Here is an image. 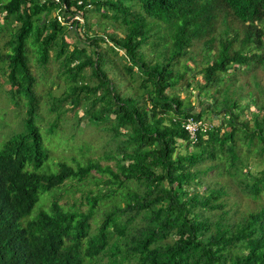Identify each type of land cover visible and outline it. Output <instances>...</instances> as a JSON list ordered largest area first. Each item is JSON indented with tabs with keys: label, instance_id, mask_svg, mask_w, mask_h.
<instances>
[{
	"label": "trees",
	"instance_id": "1",
	"mask_svg": "<svg viewBox=\"0 0 264 264\" xmlns=\"http://www.w3.org/2000/svg\"><path fill=\"white\" fill-rule=\"evenodd\" d=\"M0 13V81L12 116L23 108L0 128V264H264V0H0ZM50 61L56 96L32 68L47 80ZM44 101L46 133L89 128L101 152L84 140L74 165L48 160Z\"/></svg>",
	"mask_w": 264,
	"mask_h": 264
},
{
	"label": "rangeland",
	"instance_id": "2",
	"mask_svg": "<svg viewBox=\"0 0 264 264\" xmlns=\"http://www.w3.org/2000/svg\"><path fill=\"white\" fill-rule=\"evenodd\" d=\"M50 14H54V11L52 10ZM71 17V16H68ZM3 17H2V13H0V21H2ZM69 19V18H68ZM11 27L16 26V23L11 22L10 24ZM93 28L97 29L98 25L97 24H93ZM6 35H1L0 36V51H2L4 49L3 46V40L6 38ZM71 38L70 40L73 39V35L70 33ZM117 57H115L116 60ZM5 65V61L2 60L0 62V69ZM48 67L50 69V75L48 76L47 80H43L40 76H39V69L36 68V65H33L32 68H34V71L36 72V77L37 80L39 81L38 86L36 87V89H39L42 93H44L45 90H49L51 95H58L61 91H63V89H65V83L63 82V79H54V73L56 71V63L54 61H50L48 64ZM5 76L3 71H0V80H4ZM53 79L55 80V82L53 83H49V79ZM249 78V77H248ZM193 81H201L202 77L200 73H196L195 76L192 77ZM259 80L261 83H263L264 86V71L261 72V74L259 75ZM2 81H0V128H4L8 123H9V127L10 129L13 127L15 128L17 125V120L20 117V115L23 113V108H18L16 110V114L17 116L13 117L12 116V112L13 109L11 106H8L9 103V98L7 96L6 90L2 87L3 85L1 84ZM193 88L191 93L190 92V88H186V85H182V87L180 88V90L178 91L179 96L183 99V102H187L186 106H190L192 108V110L199 111V110H203L205 112H207L208 108L206 106L205 103H199L196 100V95H195V88ZM43 97H47L46 94H43ZM208 99H206L207 101ZM244 99H241V101ZM207 103V102H206ZM47 105L48 102L44 101V103L40 104V110L38 109V112L41 116V121H40V126L41 130L44 131L42 132V140L45 144V146L48 148H50V153L48 155V160H52L53 159H65L67 162H69L71 165H74V160L70 159L71 157L77 158L78 155L76 153V151H74V147L75 145L81 143L84 140H88L91 142L92 144V150L97 153V152H101V144H102V137L100 136V134H95V132L91 131L89 128H85L84 132L80 133L78 131H80V127L75 126L73 129L70 128L69 126V122L68 121H61L60 122V127H57L53 132L51 133H46L45 131L47 130V122H49L52 119V115L50 114V112L47 111ZM14 115V114H13ZM12 116V118H11ZM43 117V118H42ZM221 117L220 113H216L215 118L211 119V122H218L219 119ZM11 118V119H10ZM206 119L210 120L208 116H205ZM20 119V118H19ZM198 123V121H197ZM77 129V130H76ZM55 132V133H54ZM10 134H12V132H0V144L1 142L8 137ZM105 138V136H103ZM61 142H65V143H60ZM71 146V147H70ZM87 153H84L82 156L85 157L87 155L90 156H94L95 153L89 152V149L87 150ZM81 156V161H84V159ZM252 160V159H251ZM108 162H110L108 160ZM251 163H253V161H251ZM247 165L250 166V160L247 162ZM262 165L260 164H256L253 167L254 168H260ZM42 169V167H41ZM218 178H221V176H219ZM231 200H233V197H231ZM39 200L35 203L34 205V209L35 207L38 205ZM248 200L244 197H240L239 198V203H238V208L240 210H242L244 208V203H247ZM83 206V204H82ZM81 207V206H80ZM82 209H84L83 207H81ZM104 209H106V206L102 207ZM33 212V208L31 213ZM98 213H100V211H98ZM95 217V216H94ZM93 220H91V228L92 230L95 229L96 225L99 223L100 219H98V217L96 216V218ZM103 260H106V258H103Z\"/></svg>",
	"mask_w": 264,
	"mask_h": 264
},
{
	"label": "built area",
	"instance_id": "3",
	"mask_svg": "<svg viewBox=\"0 0 264 264\" xmlns=\"http://www.w3.org/2000/svg\"><path fill=\"white\" fill-rule=\"evenodd\" d=\"M188 128H189V129H191V128H192V126L188 125Z\"/></svg>",
	"mask_w": 264,
	"mask_h": 264
},
{
	"label": "clouds",
	"instance_id": "4",
	"mask_svg": "<svg viewBox=\"0 0 264 264\" xmlns=\"http://www.w3.org/2000/svg\"><path fill=\"white\" fill-rule=\"evenodd\" d=\"M191 129H192V128H191ZM11 231H12V230H11ZM11 231H10V232H11ZM11 233H12V232H11Z\"/></svg>",
	"mask_w": 264,
	"mask_h": 264
}]
</instances>
